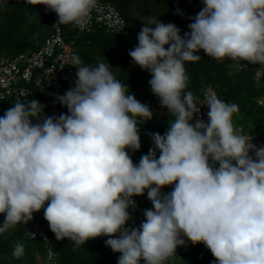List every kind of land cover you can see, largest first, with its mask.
Returning <instances> with one entry per match:
<instances>
[{"label": "clouds", "instance_id": "obj_1", "mask_svg": "<svg viewBox=\"0 0 264 264\" xmlns=\"http://www.w3.org/2000/svg\"><path fill=\"white\" fill-rule=\"evenodd\" d=\"M27 3L54 12L55 25L81 30L97 7L96 0ZM201 3L183 35L174 23L144 18L128 52L175 118L162 135L149 134L153 147L138 163L132 154L141 148L139 125L153 113L103 61L72 58L74 86L55 97L67 113L45 116L46 105L26 99L0 116V234L43 209L57 241L79 247L108 237L118 264H164L189 242L203 244L213 264H264V146L234 126L238 104L211 88L202 101L186 91L185 69L202 59L201 50L220 63L264 66V0ZM201 106L207 121L193 123ZM166 186L172 190L163 192ZM145 193L152 207L138 227L126 226L137 207L133 197ZM23 253L18 243L13 256Z\"/></svg>", "mask_w": 264, "mask_h": 264}, {"label": "trees", "instance_id": "obj_2", "mask_svg": "<svg viewBox=\"0 0 264 264\" xmlns=\"http://www.w3.org/2000/svg\"><path fill=\"white\" fill-rule=\"evenodd\" d=\"M97 1L112 4L117 8L126 21L128 34L116 35L103 30L86 34L65 28L66 39L74 42V49L85 65L94 66L98 61L110 64V70L115 77L128 84L129 91L134 93L139 101L152 99L154 94L149 84L151 74L135 65L128 55L129 50L138 43L137 35L143 27L142 21L146 17H158L164 23H174L183 35L189 30V17H194L203 7L201 0ZM51 28V12L45 5H29L27 0H12L9 6H0V51L12 48L15 52L12 56H16L35 50L37 43L48 37ZM198 54L202 57L200 61L185 64L189 76L186 91H192L194 96L202 101L206 89L213 88L220 99L238 104L239 114L233 118L235 127H243L255 138L264 137V77L260 80L255 77L258 71L264 74V66L244 61L242 63L245 66H241L228 59L220 63L208 57L202 50ZM32 89L33 100H38L44 105L48 98L57 96L51 89L40 90L36 86H32ZM14 103L13 98L0 99V116L14 106ZM61 113H67V109L57 104L46 106L44 115L58 116ZM174 119L169 113L157 112L151 120L141 121V148L132 154L134 163H138L140 157L153 147L149 134L159 132L162 135L167 130L168 123ZM171 190L172 186L162 189L165 193ZM134 198L140 207H152L146 193ZM129 211L132 219L126 226L136 227V212L132 209ZM4 218V214H0V224ZM38 222H47L43 209L34 212L33 219L27 224L19 223L0 234V264H118L120 253H114L105 245L108 237L90 239L79 247L67 238L57 241L51 230L48 231L47 240L32 238L27 229ZM18 243L24 247V253L19 258L13 256V250ZM49 252H52L50 261ZM214 259L203 244L192 245L189 242L186 247H178L174 257L164 264H213Z\"/></svg>", "mask_w": 264, "mask_h": 264}, {"label": "built area", "instance_id": "obj_3", "mask_svg": "<svg viewBox=\"0 0 264 264\" xmlns=\"http://www.w3.org/2000/svg\"><path fill=\"white\" fill-rule=\"evenodd\" d=\"M11 1L0 0V6H9ZM96 4L97 7L92 10L87 27L84 30L74 25H55L58 17L54 12H51V32L43 41L37 43L35 50L12 57L0 56V99L13 98L15 102L17 100H33L32 86H36L40 90L51 89L55 95H63L74 86L76 68L71 65L72 58L78 55L82 60V57L75 51L74 42L66 39L65 28L86 34L95 30H103L106 33L116 35L128 34L126 21L114 5L97 0ZM255 77L260 80L263 79L264 74L258 71ZM211 89L215 91L213 88ZM141 102L150 107L153 115L157 112L169 113L167 108L160 106L159 98L155 95L152 99ZM45 104L46 106H54L58 103L55 102V97H53L48 98ZM207 110L206 106H201L200 113L192 122L194 123L195 119L200 118L207 121ZM236 128L242 130V134L251 136L258 147L264 146V137L255 138L243 127L237 126ZM133 199L136 201L134 197ZM136 205L134 211L136 212V227H138L145 219L143 211L146 208L140 207L137 201ZM27 230L32 238L47 240L50 228L48 222H38L32 227L29 226ZM51 257L52 252H49L48 261Z\"/></svg>", "mask_w": 264, "mask_h": 264}, {"label": "rangeland", "instance_id": "obj_4", "mask_svg": "<svg viewBox=\"0 0 264 264\" xmlns=\"http://www.w3.org/2000/svg\"><path fill=\"white\" fill-rule=\"evenodd\" d=\"M14 53L12 48H4L0 51V56L11 57Z\"/></svg>", "mask_w": 264, "mask_h": 264}]
</instances>
